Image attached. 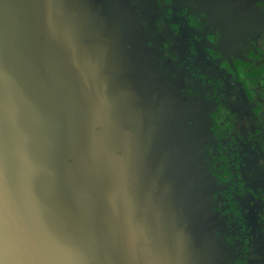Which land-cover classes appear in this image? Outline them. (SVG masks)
I'll use <instances>...</instances> for the list:
<instances>
[{"label":"water","instance_id":"95a60500","mask_svg":"<svg viewBox=\"0 0 264 264\" xmlns=\"http://www.w3.org/2000/svg\"><path fill=\"white\" fill-rule=\"evenodd\" d=\"M150 51L120 0H0L4 264H221L211 178Z\"/></svg>","mask_w":264,"mask_h":264},{"label":"flooded vegetation","instance_id":"af4514ba","mask_svg":"<svg viewBox=\"0 0 264 264\" xmlns=\"http://www.w3.org/2000/svg\"><path fill=\"white\" fill-rule=\"evenodd\" d=\"M157 2L177 64L182 62L187 67L184 71L192 80L193 92L211 104L206 111L192 110L197 126L191 133L193 141L202 148H216V141L205 136L201 122H207L208 111L213 116L219 103L223 108L218 109L220 114L226 112V119L234 124L223 142L229 146L226 155L235 188L226 190L224 200L220 196L222 216L213 218V223L220 222L222 239L233 247L225 264H234L237 257L240 264H264V153L259 144L264 137V0H239L242 8L251 6L256 11L241 19L239 24L249 38H240L236 44L223 39L222 32L214 28L194 0H154ZM254 70L256 75H249ZM204 153L207 164L214 154L210 150ZM233 201L239 206L238 214L232 210Z\"/></svg>","mask_w":264,"mask_h":264},{"label":"trees","instance_id":"16d2710c","mask_svg":"<svg viewBox=\"0 0 264 264\" xmlns=\"http://www.w3.org/2000/svg\"><path fill=\"white\" fill-rule=\"evenodd\" d=\"M155 6H156V9L158 10L159 9L158 7H160L159 2H157ZM157 22H159L160 26L162 27L161 29L164 33V37L160 41V44L157 43L156 41L157 31L153 30L150 32L147 28L143 29L139 24H137V26L141 31H144L145 34H146V31L150 32L151 34L150 41L153 44V47H151L150 43L146 42V44L150 46L151 56L154 61L157 60L158 67L159 66L166 67L168 65L178 67V70L181 72V75H183V81L181 82L177 81L175 83L174 80L176 79V76H174V74L172 75L170 72V77H169V72L168 73L166 71L163 72L162 69L157 67L159 71L164 73L165 76L168 78L169 85L171 86L173 93L176 95V99H178V101L182 103L183 107L179 108L180 115L182 116L181 122L179 124V128H180L181 134L184 135V139H183L184 144L189 145V148L191 149L190 147L191 145L194 146V144H197V141L196 142L193 141L195 137L191 135V133L194 132L195 127H197L195 126V120H194V117L196 114L194 113V111L192 112V110L199 109L202 111H206L207 108L211 106V104L207 100L201 99L197 93L193 92L192 80L187 77L184 71V68L186 66L184 67V65H182L183 63L180 61H179L180 62L179 65L177 64L178 58L175 55V53L172 52V50H170V47H167L165 49L161 48V44H164V45H167L166 43L169 44L171 41L170 39L172 38L170 37L169 31L165 30L166 28L165 22L164 23H161V21H157ZM168 28H169L168 30H172V27H170V24H168ZM218 102H220V100ZM192 103H194L193 104L194 106H192ZM219 105L220 106L219 107L216 106L215 108L216 110L213 111V116L211 114L212 112L208 111L207 122H204V121L201 122L205 136L207 138L209 137L210 139H214L216 141V144H215L216 148L215 149L214 147L210 148L209 145L206 146L205 148H202L200 144H198L199 145L198 151L194 152L192 149L194 153L193 163L194 164L196 163L199 166L197 168L199 170L198 177L200 178L198 180V183L200 184V187H204V185L208 184V182H206L205 177L203 176L204 173L208 174L211 178V181L208 184L210 186V189H209L210 192H209V195L205 198V200L207 201V204L210 203L208 205H210L212 208L213 215H214L213 218L215 217L218 218V216L219 217L222 216L220 204H223V203L219 201L220 196L224 200L226 190L230 189L229 191H232L235 188V185L232 184L233 182L232 178L234 176V173H233V170H231L230 168V163H229L230 159L226 155V151L229 149V146L226 144L224 145V142H223L225 138H229L227 136L232 133L234 124L231 121L226 119V112L223 111L222 114H220L218 109L222 110L223 108L221 107L220 103ZM262 134L264 135L263 131H262ZM241 139L247 140L243 136H241ZM263 141H264V137L263 139H260L259 144H261L260 148L262 152L264 153V142ZM205 150H208V151L210 150L212 155L214 154V151H216V154L213 155L215 157V160L213 159V156H211L212 157L211 161L208 162L207 161L208 159L206 158V161L208 163L205 164L206 163L204 162L205 157H206V154L204 153ZM238 169L239 168H237L236 170ZM229 197L232 198V194H230ZM213 202H215L214 205L212 204ZM231 206H232V210L237 212L238 214L239 213L237 209L239 208L238 204H236L233 201L231 203ZM226 224H227V221H226ZM214 227L215 228L213 230L214 232L216 231L215 234L218 237V244H219L218 251L220 252L221 257H222L220 260V263L225 264L226 261L229 260L227 256L230 252H232L233 247L230 243H227L225 240L222 239V233L220 231V228H221L220 222L219 224L214 223ZM241 253H243L242 249H241ZM233 263L240 264V258L237 257Z\"/></svg>","mask_w":264,"mask_h":264},{"label":"rangeland","instance_id":"374dc122","mask_svg":"<svg viewBox=\"0 0 264 264\" xmlns=\"http://www.w3.org/2000/svg\"><path fill=\"white\" fill-rule=\"evenodd\" d=\"M196 4L201 8V10L207 14L210 22L214 24V28L219 32L225 34V41L227 43L233 44L238 41V39L242 38L241 40L245 39V31L240 26L241 19L246 18L249 14H254L256 10L253 11V7L250 6L251 12H247V8H242L239 0H194ZM127 9L129 13L135 16L137 24H139L143 29L147 28L150 32L155 30L157 31V43L160 44V41L164 37V33L162 31V27L160 26L159 22L164 23L165 20L163 15L161 14L160 10L156 9L154 4V0H120ZM247 15V16H246ZM256 15V14H255ZM157 22V23H156ZM239 24V25H238ZM150 32L143 31V40L144 42L150 43L151 47L153 44L151 43V34ZM172 41H170L171 43ZM169 43V44H170ZM167 45L161 44V48L169 47ZM163 72H170L176 79L174 82L176 83L183 81V75L178 70V67L174 66H159ZM172 68V69H171ZM171 75V76H172ZM249 75L253 76L256 75V70H254ZM256 85V83H254Z\"/></svg>","mask_w":264,"mask_h":264},{"label":"clouds","instance_id":"9594fccd","mask_svg":"<svg viewBox=\"0 0 264 264\" xmlns=\"http://www.w3.org/2000/svg\"><path fill=\"white\" fill-rule=\"evenodd\" d=\"M264 6V5H262ZM54 5H52L51 3H49L48 5L45 6L46 8V16L49 20V25L47 27V29L43 30L39 37H38V40L40 41H44V42H55V41H59V40H62L64 39L66 36H67V30H66V27L65 26H58L55 30H53L51 28V25H50V18H51V15H52V9H53ZM57 14L59 15H63V13L61 12H58ZM37 100L38 102H40V98L37 97ZM5 163H6V167H7V170L9 172V174H14V171H15V161L13 158L11 157H8L6 158L5 160ZM78 242L82 243L83 241L81 239L78 238ZM111 245L114 249L117 248V241L115 239H113L111 241ZM0 264H4L3 261H0Z\"/></svg>","mask_w":264,"mask_h":264}]
</instances>
